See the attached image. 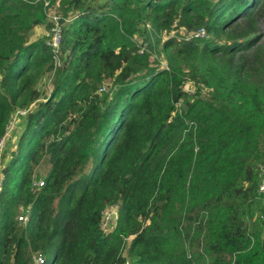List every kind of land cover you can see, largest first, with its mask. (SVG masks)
I'll use <instances>...</instances> for the list:
<instances>
[{
    "label": "trees",
    "instance_id": "obj_1",
    "mask_svg": "<svg viewBox=\"0 0 264 264\" xmlns=\"http://www.w3.org/2000/svg\"><path fill=\"white\" fill-rule=\"evenodd\" d=\"M43 4L0 0V139L27 110L3 171L0 264H35L33 254L43 264H193L192 234L210 264H264V43L249 64L237 55L259 39L264 0H60L57 56L31 39L47 25ZM174 21L212 41L182 39L169 54V40L167 68L158 56L151 66L134 35L149 43ZM48 73L47 96L36 84ZM187 76L210 100L183 92ZM43 157L49 172L33 191ZM114 205L105 234L102 212Z\"/></svg>",
    "mask_w": 264,
    "mask_h": 264
},
{
    "label": "rangeland",
    "instance_id": "obj_2",
    "mask_svg": "<svg viewBox=\"0 0 264 264\" xmlns=\"http://www.w3.org/2000/svg\"><path fill=\"white\" fill-rule=\"evenodd\" d=\"M44 1V12H45V21L47 23V25H39L37 27L34 28V30L32 31V40H43L46 41L47 40V34H50V30L52 28V18L53 16H57L62 17L61 15V11H60V5L59 2L60 0H55L54 4L51 6L50 0H43ZM100 2H104L105 0H99ZM64 19V17H63ZM66 22V20H65ZM64 22V23H65ZM64 23L62 24V26L64 25ZM187 29V30H186ZM154 30V29H153ZM194 30V29H191ZM200 30H203L204 32L202 33V35H200V38H209V40L212 41V36L211 35H207L205 29L200 28L198 30H194V31H188V28H184V27H179L178 26V22L174 21L173 24L170 26L169 30H161V31H150V35L148 34V40L149 43H146L144 39H142L141 37H138V35H134L133 37V41H135L136 46H137V51L140 50L141 47L144 46V49L147 51H150L152 53V56H149V64H151V66H155L156 62L155 60L158 59L159 57V64L158 66L161 67H165L167 68V58H168V54L164 52V45L167 41L169 40H175L174 42H176L177 44H174L171 46V50L169 51V54H176L178 51H180L182 49L181 47V40L185 39V40H189L194 37H191L193 34H196L198 32H200ZM259 38L257 39V41L254 43L255 45H253L250 49L248 50H244L241 53H238L237 55H242L243 57H245L248 60V64L250 63V61L252 60L254 54V51L261 46L264 43V19H260L258 21L257 27H256V34L252 37V38ZM179 42V43H178ZM216 44H230V42H232V40H218L215 41ZM242 43H244L245 41H241ZM149 45L151 46V49L149 48ZM158 56V57H157ZM220 58V57H219ZM221 59V58H220ZM219 59V60H220ZM51 78V74H47L45 75L43 78L39 79L37 81L36 84V89L38 91H40L42 94H48L51 91V85L49 84V77ZM260 75L262 77L263 83H262V88H261V92L264 96V72L260 71ZM182 89L185 93H187L189 96H194L197 94V92L200 93L201 96L199 98L203 99V100H210V93L208 94L206 89L203 86L197 85L195 84L193 81H190L189 77H182ZM103 90L107 91L108 89H113L112 84L111 83H105L103 84L102 87ZM209 91L211 89H208ZM100 92V91H99ZM207 93V94H206ZM195 98V97H192ZM43 99L39 100V102H42ZM33 108V107H32ZM27 113V110H25ZM14 116V115H13ZM20 119H16V122H14V120L12 119L11 122L13 124H10V128H8L7 132L8 134V141L12 140V143H10V145H6L5 150L2 154V156L0 157V172H2L5 169L6 166H8V164L11 162V159L13 157V154L16 151V146L15 144L18 141V138L20 136V134L22 133V123L23 121L19 122ZM19 124V125H18ZM18 126L16 129L14 127V129L11 128L12 126ZM11 131V132H10ZM12 137V138H11ZM49 172V164H48V160L47 157H43L39 163V165L35 168L34 170V179L33 180H44L42 179L43 177H45ZM4 176V174H3ZM40 177V178H37ZM37 178V179H36ZM258 195V193H257ZM259 196V195H258ZM259 198V197H258ZM261 198V197H260ZM262 206L264 208V201H262ZM19 216V215H18ZM261 220H264L261 219ZM114 222V221H113ZM116 222V219H115ZM115 224H112V226L114 227ZM112 227V229H113ZM264 230V227H263ZM131 239H128V242L125 245V250H124V256L127 255V248L129 247V242ZM196 240H197V235L192 234L191 236V242H193V247L189 248L187 245L185 246L186 249V258L193 259V264H210V257L207 256L202 249H198L196 247ZM127 249V250H126ZM36 264V263H35Z\"/></svg>",
    "mask_w": 264,
    "mask_h": 264
},
{
    "label": "built area",
    "instance_id": "obj_3",
    "mask_svg": "<svg viewBox=\"0 0 264 264\" xmlns=\"http://www.w3.org/2000/svg\"><path fill=\"white\" fill-rule=\"evenodd\" d=\"M60 20H62V17H57V16H53L52 18V28L50 30V34H47V40L45 41V44L47 46H49L51 48V51L53 53L54 56H57V54L59 53V46H60V42H61V32H62V25L60 24ZM204 31L200 30V32L193 34L191 37H201L200 35H202ZM147 52V50L144 49V46L140 48V50L138 51L139 54L145 53ZM56 64H58V60H55ZM184 92V91H183ZM26 114V111H18L17 113L14 114V116H12L9 120V122L7 123L6 127H5V133L2 136V138L0 139V157L2 156L5 147L7 145V141H8V128H10V124H13L11 122V120L13 119L14 122H16V119L18 116H24ZM14 125L11 128L14 129ZM10 131V132H11ZM3 179L4 176L2 174V172H0V192L3 186ZM44 186V181L43 180H33L32 182V190L36 191L41 189ZM258 195H264V175L261 177L260 182H259V186H258V191H257ZM117 215H118V206L114 205V206H108L104 209V211L102 212V219H101V224H100V229L103 233L108 234L111 233L113 231V229L116 226V222L115 219L117 221ZM17 220L18 222L22 223V224H26L28 221V215L26 213H20L19 216H17ZM114 221V222H113ZM112 224H115L114 227L112 226ZM113 227V229H112ZM33 262L36 264H43L44 260L43 258L38 255V254H33L32 256Z\"/></svg>",
    "mask_w": 264,
    "mask_h": 264
}]
</instances>
